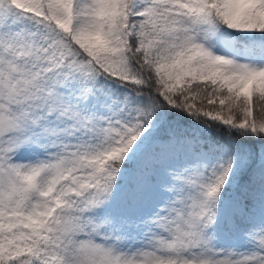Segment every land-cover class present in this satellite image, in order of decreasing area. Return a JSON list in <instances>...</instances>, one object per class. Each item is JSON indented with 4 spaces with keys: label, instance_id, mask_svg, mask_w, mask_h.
<instances>
[{
    "label": "snow or ice",
    "instance_id": "snow-or-ice-1",
    "mask_svg": "<svg viewBox=\"0 0 264 264\" xmlns=\"http://www.w3.org/2000/svg\"><path fill=\"white\" fill-rule=\"evenodd\" d=\"M0 264H264V0H0Z\"/></svg>",
    "mask_w": 264,
    "mask_h": 264
}]
</instances>
